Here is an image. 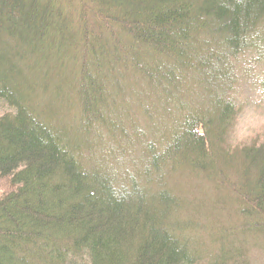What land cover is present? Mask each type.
Wrapping results in <instances>:
<instances>
[{"label":"trees","instance_id":"trees-1","mask_svg":"<svg viewBox=\"0 0 264 264\" xmlns=\"http://www.w3.org/2000/svg\"><path fill=\"white\" fill-rule=\"evenodd\" d=\"M62 2L0 0V98L15 108L0 116V179L9 186L0 264H250L239 237L264 230V140L222 146L237 105L222 97L238 56L264 55V0ZM142 82L176 120L164 146L146 151L153 174L141 187L82 152L91 128L127 137V93L153 113L136 94ZM72 110L76 130L57 123ZM187 170L234 194L244 219L207 255L171 220L175 195L152 190L161 175Z\"/></svg>","mask_w":264,"mask_h":264},{"label":"rangeland","instance_id":"rangeland-1","mask_svg":"<svg viewBox=\"0 0 264 264\" xmlns=\"http://www.w3.org/2000/svg\"><path fill=\"white\" fill-rule=\"evenodd\" d=\"M60 1L62 2V0ZM74 5L76 3L71 6V9L75 7ZM234 68L236 74H233L232 85L227 87V90L225 89V95L222 97L237 104L233 109L235 111L233 120L231 119L228 124L227 130H230L222 142V146L228 145L229 147L246 143L253 137L257 139L256 141L264 140L263 52L253 48L246 50L234 61ZM121 83L125 87L126 83L123 80ZM141 87L143 90H136V94L140 97L139 101H144L141 104L142 108L149 106L153 113L149 111V116H147L144 109L136 108V101L134 102L132 95L127 93L124 100L121 101L125 110L120 115V123H122L120 127L127 132V137L122 136L121 130H115L114 127L109 128L110 131L108 129L103 130L102 127L91 128L92 133L84 136L87 137L89 143L84 144L86 152H82V154L89 159L88 164L96 169H105L112 177H118V182L120 177H128L129 184L133 181L142 187L146 182V171L152 173L146 151L149 150L152 143L154 147L159 149L164 146L161 138L169 137L170 127L176 118H173L172 121L167 118L166 113L175 111L171 104L165 100L159 103L156 96L149 91L143 82ZM193 90L196 92L195 88ZM144 91H149L150 96L145 97ZM190 91L185 89L187 93ZM180 95L182 98L184 97L182 93ZM184 100L193 105L192 98L185 99L184 97ZM64 107H67V103L64 104ZM14 109L13 106L0 98V116L13 112ZM74 114L75 111L72 110V114L63 116L57 123L63 121L67 126H72L76 130L78 119L75 118ZM81 161L82 163L86 162L85 160ZM235 170L233 169L230 173L234 174ZM151 177L154 178V175ZM158 178L156 180L158 181L157 186L152 189L154 190L153 194L168 191L175 195L173 197L176 198L174 199L179 204V208L176 209L174 216L170 213L171 220L176 219L180 223H184L182 225L189 227L187 232H184V236L188 235L192 241L201 246L202 249L200 250L204 255H207L206 252H208L204 248L216 249L212 245L217 244L215 240L222 230L231 231V228L235 227L234 225L243 222L244 219L238 215L236 210L238 202L234 194L225 191L226 188L224 187L213 185L203 174L189 170L175 171ZM7 181L0 179V195L9 190ZM231 236L230 232L226 235L222 234L219 238L222 240L223 237ZM239 240L246 243L244 244L246 260L250 264H264V230L239 237Z\"/></svg>","mask_w":264,"mask_h":264}]
</instances>
